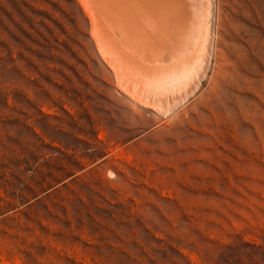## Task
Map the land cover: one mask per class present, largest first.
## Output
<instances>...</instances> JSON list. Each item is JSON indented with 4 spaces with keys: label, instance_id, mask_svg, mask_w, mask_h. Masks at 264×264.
Returning <instances> with one entry per match:
<instances>
[{
    "label": "rangeland",
    "instance_id": "rangeland-1",
    "mask_svg": "<svg viewBox=\"0 0 264 264\" xmlns=\"http://www.w3.org/2000/svg\"><path fill=\"white\" fill-rule=\"evenodd\" d=\"M199 2L142 87L95 3L0 0V264H264V0Z\"/></svg>",
    "mask_w": 264,
    "mask_h": 264
},
{
    "label": "bare ground",
    "instance_id": "bare-ground-1",
    "mask_svg": "<svg viewBox=\"0 0 264 264\" xmlns=\"http://www.w3.org/2000/svg\"><path fill=\"white\" fill-rule=\"evenodd\" d=\"M86 1H87L88 5L91 2V5L93 3H95V6L97 5L99 8H101V9H99L98 7L97 8L94 7L93 9L95 12H96V9H97V11L99 9L100 11H103L101 13H103L104 16H107V18H108V16H114V18L116 19V24H117L116 33L118 32L119 37H117V38H118L119 42L117 43V41H115L113 43V41H112V44H113V46L118 45V47L116 46V48L119 50V53H120V54H117L119 57V60H122L123 58H125V60H126V58H128L131 61V58L133 59L135 57L136 59H140L143 56L142 59L144 58V60L140 59V61L137 60V62H136V59L134 58L135 60H133L132 62H130L129 60H128L129 62L126 61L128 63L135 62L137 65V67L135 66V68H134V70L136 69V71H134L135 75H136V73L138 75V76L136 75L137 78L134 79L136 84L138 83L139 85L141 84L142 87H145L144 85H146L147 83L149 84V82L145 81L146 79H147V81L151 80V79H153V80L155 79L156 85L161 84V83H159V81L163 82V81H161V77H163V76L166 77V75H167L166 78L163 77L164 79H167L169 77L168 74L170 75L172 70H174L176 72V70H179L176 68L181 67V65H185V62H186L185 60L187 58H189V57H187V54L190 52V50L192 51L191 45L194 46L193 38L195 39L194 36H196L195 26H196V22L199 20L197 18L198 20L196 21V17L199 16V15L196 16V14H198L197 11L200 12V10H201V9L199 10V4L201 3V2H199L200 0H97V2H94V0H91V1L86 0ZM91 5H90V7L89 6L88 7L91 8V10H93L92 7L94 5H92V7H91ZM201 5L202 4H200V7H202ZM94 11H93V14H95L94 16L97 17V19L99 18V20L100 19L103 20L104 16L102 14H101V16L99 15L100 11L97 12L98 16H96V13ZM94 23H95V21H94ZM104 24H106V22ZM108 24H109L108 26H110V23H108ZM101 26H103V24ZM112 26H114V25H112ZM112 26H110V28ZM115 27L116 26H114V28ZM99 30L101 32V30H105V29L101 28V29H98V31ZM110 32L111 31H108L109 34H110ZM112 32H113V30H112ZM106 33L107 32H105L104 34H106ZM94 34H97V33L94 32ZM112 34L115 37L116 34H114V33H112ZM113 35H112V38H114ZM109 36L110 35H108V39H106L107 36H105L106 38L102 36L103 39L101 38V36H99L100 39H102V41H101L102 45L104 43V38L106 41H108L109 38L111 37V36L110 37ZM117 38L114 40H117ZM196 42H197V40H196ZM104 45H105V43H104ZM103 46H102V49L103 50L106 49V50H104V52L110 50V48L113 47L112 45H111L112 47H110V48H108L109 46H107V48H108V50H107V48L106 47L103 48ZM113 50L114 51L116 50L115 47ZM118 50L116 52H114V51L112 52V53H114V56H115V53H118ZM136 51H137V54L140 53V58H138L139 55L136 56V53H135ZM190 54H192V53H190ZM190 54H188V55H190ZM193 54H194V52H193ZM119 55L120 56L122 55L121 56L122 59H120ZM133 55H135V56L133 57ZM113 58H116V57H113ZM110 60L111 59L109 58V62H110ZM116 60H118V59H116ZM116 60H115V62H116ZM125 60H122V62L124 61V63H125ZM115 62H113V63H115ZM186 64H187V62H186ZM122 65L125 66L124 64H122ZM132 66L134 67V65H132ZM128 67H129V64H128ZM118 68L119 67H117V69ZM182 68H180V69H182ZM115 69H116V67H115ZM122 69H123V67H122ZM123 72H125V71H123ZM128 72H129V70H128ZM175 72L173 73V71H172L173 74H175ZM180 73H181V71H180ZM173 74H172V77H173ZM133 75H134V73H133ZM156 79H157V81H158V79H160V80L157 82ZM121 81H122V79L118 82V87L122 91H124L125 94H128L129 96H131L133 98V100H136L140 104H142L144 106H148L147 104H149L150 100L147 103H146L147 99L145 100V102H142V99H143L142 93H144V92L142 91V93H141V90H140L141 85L138 87L140 90V94H141V95H139V91H137V93H138L137 94L134 90H132V88L128 87L131 83L128 85L125 80L122 82ZM123 82H125L127 85ZM151 82H153V81L151 80ZM152 84H154V83H152ZM156 85H153V87ZM135 87H136V85H135ZM141 89L144 90V88H141ZM153 90H151V91H153ZM149 97H151V96H149ZM152 99H154V98H152ZM150 103H152V102H150ZM149 105H152V104H149ZM153 106H152V108H153Z\"/></svg>",
    "mask_w": 264,
    "mask_h": 264
}]
</instances>
